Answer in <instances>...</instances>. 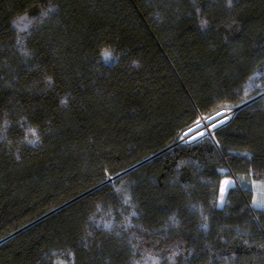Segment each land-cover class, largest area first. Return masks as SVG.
I'll use <instances>...</instances> for the list:
<instances>
[{"label":"trees","instance_id":"1","mask_svg":"<svg viewBox=\"0 0 264 264\" xmlns=\"http://www.w3.org/2000/svg\"><path fill=\"white\" fill-rule=\"evenodd\" d=\"M250 179L264 0H0V264H264Z\"/></svg>","mask_w":264,"mask_h":264},{"label":"rangeland","instance_id":"2","mask_svg":"<svg viewBox=\"0 0 264 264\" xmlns=\"http://www.w3.org/2000/svg\"><path fill=\"white\" fill-rule=\"evenodd\" d=\"M222 110L225 109H221L215 112L213 116L208 118V121H214L215 124L220 123V121H224L225 118L221 120V116L223 115L222 117H224V115H226L231 109H226V111ZM200 123H203V121H198L191 127L182 131V133L178 136L177 140L175 141V144H179L185 140L190 141L196 138L198 139V137L203 134L202 130H200L203 125L201 126ZM227 181L228 180H224L219 188V193L217 197L218 206H221L223 204ZM250 187L252 190L251 205L255 208H264V204L261 203L264 202V180H251ZM254 201L256 202L255 204Z\"/></svg>","mask_w":264,"mask_h":264},{"label":"built area","instance_id":"3","mask_svg":"<svg viewBox=\"0 0 264 264\" xmlns=\"http://www.w3.org/2000/svg\"><path fill=\"white\" fill-rule=\"evenodd\" d=\"M223 109H225V110H222V111H226V109H231L226 115H224V117H222L221 116V120L222 119H224L225 118V120L224 121H220V123H216L215 124V122L214 121H208V118L209 117H211V116H213L215 113H212V114H210L209 116H206V117H200V119L198 120L199 122L200 121H203V123H200L201 124V129L200 130H202V132H203V134H201L199 137H201V136H204V135H206V136H209V137H211L212 136V132H213V130L215 129V127H217L218 125H220V124H223L225 121H227L230 117H231V115H232V113L234 112V110H235V108H223ZM217 120V119H216ZM197 121V122H198ZM217 122V121H216ZM213 125H215V127H213ZM198 137V138H199ZM197 139V138H196ZM196 139H193V140H190V141H183V142H181V143H185V144H188V143H191V142H193L194 140H196Z\"/></svg>","mask_w":264,"mask_h":264},{"label":"crops","instance_id":"4","mask_svg":"<svg viewBox=\"0 0 264 264\" xmlns=\"http://www.w3.org/2000/svg\"><path fill=\"white\" fill-rule=\"evenodd\" d=\"M224 180H228L227 181V184H226V189L231 186V185H234L237 183V180H236V177L234 176H224L221 181H220V185H219V188L221 186V183L224 181ZM250 182H251V179H250ZM226 191V190H225Z\"/></svg>","mask_w":264,"mask_h":264},{"label":"snow or ice","instance_id":"5","mask_svg":"<svg viewBox=\"0 0 264 264\" xmlns=\"http://www.w3.org/2000/svg\"><path fill=\"white\" fill-rule=\"evenodd\" d=\"M213 127H215V125H213ZM256 202L254 201V204H255ZM262 204H264V202H261Z\"/></svg>","mask_w":264,"mask_h":264},{"label":"water","instance_id":"6","mask_svg":"<svg viewBox=\"0 0 264 264\" xmlns=\"http://www.w3.org/2000/svg\"><path fill=\"white\" fill-rule=\"evenodd\" d=\"M237 108H238V107H237ZM235 110H236V108H235ZM235 110H234V111H235Z\"/></svg>","mask_w":264,"mask_h":264}]
</instances>
